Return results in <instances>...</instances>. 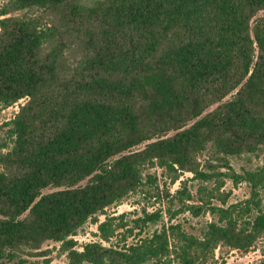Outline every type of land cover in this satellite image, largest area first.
Here are the masks:
<instances>
[{"label": "trees", "instance_id": "16d2710c", "mask_svg": "<svg viewBox=\"0 0 264 264\" xmlns=\"http://www.w3.org/2000/svg\"><path fill=\"white\" fill-rule=\"evenodd\" d=\"M263 11L264 0H0V106L26 100L0 151V264H27L48 241L67 264L248 252L264 236V164L240 173L231 158L264 152ZM152 169L173 184L184 172L216 181L200 206L177 192L183 210L217 218L202 236L164 225L141 237L158 214L130 228L125 215L100 222L147 184L172 196ZM223 178L247 183L250 197L214 205ZM89 221L100 239L80 251L73 237ZM121 229L125 244L105 245Z\"/></svg>", "mask_w": 264, "mask_h": 264}, {"label": "rangeland", "instance_id": "374dc122", "mask_svg": "<svg viewBox=\"0 0 264 264\" xmlns=\"http://www.w3.org/2000/svg\"><path fill=\"white\" fill-rule=\"evenodd\" d=\"M264 11L260 12L258 17L263 16ZM23 99L17 104L10 107L0 106V151L5 143L6 131L8 127L5 126L7 122L12 120L20 110V106L25 104ZM216 106L210 108L206 113L212 111ZM205 113V114H206ZM173 134V133H171ZM147 143H144L133 151L144 149ZM206 157H202L204 161ZM232 166L237 172H243L244 169H255L264 164V152L259 156H242L241 158H231ZM226 171V169H222ZM150 173L160 178V185L165 186L169 193L174 196L164 197L157 194L154 185L147 184L135 194L130 195L123 202L109 207L105 214L98 216L100 222L105 221L108 217H121L125 215L124 222L128 224L127 228L134 226V221L145 216V213L158 214L157 222L149 223L141 237L152 235L154 231L160 230L164 225H179L189 234L195 236H202L207 229L209 223L217 219L211 212L205 211L201 215L196 216L189 210H183V204L180 201V196L177 193L183 188H187L192 194V199L186 201L189 205H203L206 197H210V191H214L217 183L215 180H205L198 178L193 173L184 172L179 174V179L173 184L171 179L174 175H170L163 169H152ZM224 184L220 188V195L213 192L212 203L217 206H229L243 203L250 197V186L247 183H240L235 185L234 182L228 178H223ZM87 180L80 183L85 185ZM62 188H48L43 191L44 194L51 193ZM218 197V198H216ZM226 201V204L223 203ZM205 209V208H204ZM139 230H136L138 233ZM127 233V230H119L117 237L111 243L105 245H119L122 247L125 243L122 241V234ZM98 234V224L89 221L78 232L73 239L77 242L76 248L80 251L87 243L98 241L100 238ZM141 237H129L126 244L136 243ZM31 253V254H29ZM27 259V264H67V253L62 251L61 243L48 241L43 244L38 252L27 251L24 255ZM264 261V236L261 237L254 246L248 251H240L232 249L226 245H220L214 252L212 258L206 264H259ZM164 264H179L178 262H164Z\"/></svg>", "mask_w": 264, "mask_h": 264}]
</instances>
